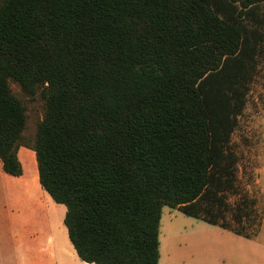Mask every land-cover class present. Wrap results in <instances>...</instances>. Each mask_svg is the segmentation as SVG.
<instances>
[{
	"label": "trees",
	"instance_id": "obj_1",
	"mask_svg": "<svg viewBox=\"0 0 264 264\" xmlns=\"http://www.w3.org/2000/svg\"><path fill=\"white\" fill-rule=\"evenodd\" d=\"M263 58L264 0H0L2 170L35 153L88 264H159L164 207L250 238L230 143Z\"/></svg>",
	"mask_w": 264,
	"mask_h": 264
},
{
	"label": "rangeland",
	"instance_id": "obj_2",
	"mask_svg": "<svg viewBox=\"0 0 264 264\" xmlns=\"http://www.w3.org/2000/svg\"><path fill=\"white\" fill-rule=\"evenodd\" d=\"M12 88L27 107L26 136L34 138L37 125L44 116V103L40 98L31 100L25 97L16 84H12ZM230 145L238 157V172L236 190L228 195L227 221L233 226H245L250 238H256L263 230L261 241L264 242V58L251 85ZM20 160L26 176L35 178L38 168L34 152L22 148ZM46 197L56 205L48 195ZM18 202L21 203L22 199ZM57 206L64 212L65 218L66 207ZM237 207L241 211L240 214H243L240 224L237 221L239 219L234 216ZM162 214L161 232L163 236L166 235L168 241L161 239L163 261L170 256V264H227L233 259L226 258V255L234 253L237 258L235 261L240 264H264L263 243L258 244L234 234L230 235L235 239L225 238L216 232L219 230L221 233H227L226 231L219 228L211 231L207 222L189 217L180 210L166 208ZM57 229V236H61L59 225ZM67 240L71 246L68 237ZM45 247L42 243V249ZM61 261L71 264L68 259ZM78 261L82 264L79 259ZM44 262L42 258V264Z\"/></svg>",
	"mask_w": 264,
	"mask_h": 264
},
{
	"label": "crops",
	"instance_id": "obj_3",
	"mask_svg": "<svg viewBox=\"0 0 264 264\" xmlns=\"http://www.w3.org/2000/svg\"><path fill=\"white\" fill-rule=\"evenodd\" d=\"M22 148L25 147L19 149V160ZM8 176L0 167V264H42V258L45 260L44 264H64L61 259H68L71 264H81L73 246L68 244L64 212L57 206L60 204L55 205L46 197L48 194L41 187L39 175L29 178L23 167L21 177ZM21 199L22 202H18ZM166 208L168 207H164L163 211ZM58 225L61 236L56 234ZM209 225L211 231L216 228L226 231L227 233L219 230L216 232L225 238L235 239L230 235L234 234L236 237L264 244L261 241L263 230L256 238H246L219 226ZM162 238L167 241L160 224V242ZM42 243L46 245L45 249H42ZM262 248L264 249V245ZM169 257L163 261L161 252L159 264H170ZM226 258L233 259L227 264H240L235 261L237 258L234 253L227 254Z\"/></svg>",
	"mask_w": 264,
	"mask_h": 264
}]
</instances>
